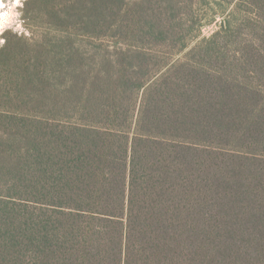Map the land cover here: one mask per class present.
Returning <instances> with one entry per match:
<instances>
[{
    "label": "trees",
    "instance_id": "obj_1",
    "mask_svg": "<svg viewBox=\"0 0 264 264\" xmlns=\"http://www.w3.org/2000/svg\"><path fill=\"white\" fill-rule=\"evenodd\" d=\"M21 20L0 264H264V0H26Z\"/></svg>",
    "mask_w": 264,
    "mask_h": 264
},
{
    "label": "rangeland",
    "instance_id": "obj_2",
    "mask_svg": "<svg viewBox=\"0 0 264 264\" xmlns=\"http://www.w3.org/2000/svg\"><path fill=\"white\" fill-rule=\"evenodd\" d=\"M26 0H0V46L3 44L2 34L10 31L13 34L23 35L32 38V33L23 26L21 20V9ZM215 26L209 27L203 31L204 36H209ZM41 30L34 28V35Z\"/></svg>",
    "mask_w": 264,
    "mask_h": 264
}]
</instances>
